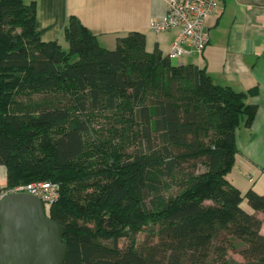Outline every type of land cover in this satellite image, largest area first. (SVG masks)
I'll list each match as a JSON object with an SVG mask.
<instances>
[{"label":"trees","instance_id":"1","mask_svg":"<svg viewBox=\"0 0 264 264\" xmlns=\"http://www.w3.org/2000/svg\"><path fill=\"white\" fill-rule=\"evenodd\" d=\"M35 20L34 2L0 0L1 189L59 185L44 209L63 227L64 264H264V218L242 206L264 214V194H242L227 178L236 129L256 114L246 93L148 52L139 31L106 49L70 16L64 50L41 40ZM73 112L109 114L107 137L92 144L89 122ZM120 135L136 145L122 160L107 146ZM196 164L203 170H184ZM178 172V191L166 197Z\"/></svg>","mask_w":264,"mask_h":264},{"label":"crops","instance_id":"2","mask_svg":"<svg viewBox=\"0 0 264 264\" xmlns=\"http://www.w3.org/2000/svg\"><path fill=\"white\" fill-rule=\"evenodd\" d=\"M36 5L35 28L41 40H56L63 46V29L74 16L96 35L100 47L113 49L116 39L130 31L145 35V48L155 47L166 56L178 37V28L161 32L150 29L152 19L166 12L167 0H23ZM209 41L201 53H189L178 65L205 68L215 84L228 85L246 93V102L256 107L250 126L235 133L236 154L227 174L242 194L253 189L264 194V0H221L205 20ZM6 182V168L0 165V189ZM255 212L260 219L261 211ZM264 234V222L260 225Z\"/></svg>","mask_w":264,"mask_h":264},{"label":"water","instance_id":"3","mask_svg":"<svg viewBox=\"0 0 264 264\" xmlns=\"http://www.w3.org/2000/svg\"><path fill=\"white\" fill-rule=\"evenodd\" d=\"M62 236L38 196L9 192L0 200V264H64Z\"/></svg>","mask_w":264,"mask_h":264},{"label":"built area","instance_id":"4","mask_svg":"<svg viewBox=\"0 0 264 264\" xmlns=\"http://www.w3.org/2000/svg\"><path fill=\"white\" fill-rule=\"evenodd\" d=\"M221 0H167L166 12L159 19H152L149 27L154 32L178 28V37L166 56L180 58L189 48L201 53L209 41L205 20L216 10ZM9 192H28L38 196L44 204L57 200L59 185L51 181H31L11 189H0V200Z\"/></svg>","mask_w":264,"mask_h":264},{"label":"rangeland","instance_id":"5","mask_svg":"<svg viewBox=\"0 0 264 264\" xmlns=\"http://www.w3.org/2000/svg\"><path fill=\"white\" fill-rule=\"evenodd\" d=\"M62 48L64 50H68V44L64 43ZM75 59V58H74ZM171 63L174 65H178L177 64V60L178 58H174V59H170ZM73 120L75 119H80V118H85L90 126H91V131L87 134H85V138L88 141H91L92 144L97 143L96 141L98 140V138H105L107 137V133L105 132V130H102L101 126L103 124H105V122H107V118L109 116V114L107 113H100V112H94V113H90V114H80L78 112H73ZM122 135L114 138V141H110L107 146L108 149H110V153L114 152V155L116 158H119L120 160L130 157V155L133 154L136 145L134 144V141H131L129 143L124 142V139H121ZM184 170H186L189 173H197L203 170L202 165L196 164L195 166L192 167H188L185 168ZM181 174L178 172L176 173L174 176H172L171 178L167 179V182H169V188L167 190H163V193L166 197L169 196H174L177 191H178V186H179V182L181 181ZM206 202H210V201H206ZM242 206L244 209L246 210H251L250 207L248 206V204L246 203V201L244 200L242 203ZM146 237V232H139L136 235V241L138 243L142 242ZM125 240H120V245L125 244ZM229 257H231L233 260L237 261V262H241L244 263L245 260L243 259V257L235 252H231L229 251Z\"/></svg>","mask_w":264,"mask_h":264}]
</instances>
